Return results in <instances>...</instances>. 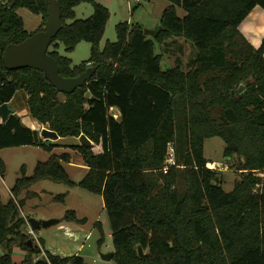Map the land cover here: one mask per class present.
<instances>
[{
  "label": "trees",
  "instance_id": "1",
  "mask_svg": "<svg viewBox=\"0 0 264 264\" xmlns=\"http://www.w3.org/2000/svg\"><path fill=\"white\" fill-rule=\"evenodd\" d=\"M83 1L94 5L86 19L74 10ZM170 1L153 38L141 23L123 21L117 24V40L101 48L109 8L97 0H59L63 27L49 53L65 77L94 68L85 84L67 93L58 91L43 70L8 69L3 61L8 45L44 29L50 0H0V105L23 89L30 114L42 125L60 137L84 133L100 146L95 151L71 145L89 166L79 182L63 163L71 161L66 152L39 160L32 174L21 166L10 200L4 202L0 193V264H16L15 247L25 252L20 264H88L78 254L45 251L44 239L36 243L25 230L26 199L19 197L43 180L103 196L118 264H264V177L259 175L264 174V38L256 48L239 30L255 6L264 8V0ZM22 7L40 14L42 26L27 30L18 13ZM178 8L186 14L180 16ZM172 37L190 40L198 49L188 71L161 66L156 44ZM82 40L92 48L80 64L58 51L61 43L73 50ZM214 136L224 140L226 158L239 159L242 176L231 191L208 167L205 140ZM170 144L175 163H168ZM22 145L52 152L59 144L24 125L17 113L0 120V149ZM6 172L0 156V179ZM67 195L53 199L63 202ZM62 220L86 223L88 218L68 209ZM96 226L102 243L104 224Z\"/></svg>",
  "mask_w": 264,
  "mask_h": 264
},
{
  "label": "rangeland",
  "instance_id": "2",
  "mask_svg": "<svg viewBox=\"0 0 264 264\" xmlns=\"http://www.w3.org/2000/svg\"><path fill=\"white\" fill-rule=\"evenodd\" d=\"M97 1L108 7L110 11V17L103 38L100 41L101 48H104L108 41L117 40V24L120 22L141 23L145 29H158L160 27L162 12L171 3L170 0ZM74 10L77 18L86 19L94 13V5L91 2L83 1L76 5ZM18 13L24 18L25 27L30 32L35 31L43 24L41 15L34 13L28 8L22 7L18 9ZM178 13L180 16H184L186 11L178 8ZM70 21L68 20V22ZM147 35L153 38L151 33ZM91 48V42L82 40L73 50H67L66 46L61 43L58 51L62 55L71 58L73 64H80L89 59ZM50 49L52 50L53 47L51 46ZM156 51L163 56L161 66L164 70L180 65L183 70L188 71L191 62L198 55V49L194 43L183 37H172L163 44L157 43ZM61 98L64 99L65 97L61 95ZM11 102V105L17 109L21 116L24 125L38 128L41 131L43 126L30 114L25 90H18ZM113 110L115 117H118L119 111ZM55 142L59 145L53 149L52 153L61 154L66 152L71 155V162L63 163L71 178L79 182L89 170L83 164L84 160L81 154L73 149L71 147L72 144H70L79 142V139L74 136H67ZM94 148L95 151L100 150V146L94 145ZM224 148L225 142L219 136L210 137L205 140V156L210 162L218 164L216 170L219 172V176L224 179L223 187L225 190L231 191L236 182L240 180L242 173L236 169L239 159L237 157L233 160L226 158L224 156ZM52 153L37 145L2 148L0 156L7 162L6 182L16 181V177L21 175L20 168L23 164L28 166V174H32L37 162L39 160H47ZM221 165H224L225 168L222 169ZM259 175L264 177L263 173H259ZM43 189H47V192H44ZM23 192H25V196L21 197L20 195L19 198H25L26 203L28 201V205L21 209V215L27 217V219L29 216L38 217L40 220L48 219L47 217L50 216L60 219L68 209H75L80 218H88L86 223L62 220L48 228L40 227L38 229L39 234L47 239L49 238V240H53V245L50 247L52 251L61 255H81L88 264H118L114 259L107 261L101 257V253L114 250L112 231L102 195L88 191L78 185L69 187L64 183H57L51 180L40 181ZM64 192H68L65 201L61 202L53 199L57 194ZM98 221L104 224L105 240L102 243H100V238L102 237L101 231L96 226ZM38 232L36 230L37 235ZM35 241L39 243L38 240L35 239ZM43 248L47 251L44 246ZM21 251L19 247H15L14 249L13 257L16 264H20L23 260L20 261L22 257ZM2 253H4V249L0 246V254Z\"/></svg>",
  "mask_w": 264,
  "mask_h": 264
},
{
  "label": "water",
  "instance_id": "3",
  "mask_svg": "<svg viewBox=\"0 0 264 264\" xmlns=\"http://www.w3.org/2000/svg\"><path fill=\"white\" fill-rule=\"evenodd\" d=\"M63 27L62 7L59 0H50L48 18L44 23V29L40 30L20 43H12L7 46L3 55V61L8 69H19L31 67L41 69L51 82L57 87L58 91L72 93L78 86L85 84L94 73V68L89 67L83 73L75 77H65L60 73V66L57 59L49 53V48L53 39L58 35ZM158 29H145L146 34H156ZM244 89L240 87L239 91ZM87 97H91V92L87 91ZM114 112V110H113ZM15 114L10 102L0 105V118L5 122L10 115ZM41 136L46 140H57L60 138L57 131L44 126L41 129ZM80 142L86 146L94 147L95 143L84 133L79 137ZM30 224L34 229L39 227L48 228L60 222L57 217L40 220L30 217ZM139 254L144 255L142 247H139ZM115 251L101 253L104 260L110 261L114 258Z\"/></svg>",
  "mask_w": 264,
  "mask_h": 264
},
{
  "label": "crops",
  "instance_id": "4",
  "mask_svg": "<svg viewBox=\"0 0 264 264\" xmlns=\"http://www.w3.org/2000/svg\"><path fill=\"white\" fill-rule=\"evenodd\" d=\"M170 4V3H169ZM168 4V5H169ZM167 5V6H168ZM41 21H42V16H41ZM239 30L241 31V33L246 37V39L256 48H259L262 44V41H263V38H264V8L261 7L260 5H257L253 8V10L248 14V16L241 22V24L239 25ZM190 69V68H188ZM10 104H12V102H10ZM14 110H15V113H18L17 109L11 105ZM115 110H117L116 108H114ZM20 116V115H19ZM1 120V118H0ZM2 121V120H1ZM42 125V124H41ZM44 127V125H42ZM41 127V126H40ZM38 129V128H36ZM41 129V128H40ZM62 137L59 138V140L61 139ZM75 138H78L79 137H75ZM58 139L57 140H54V141H59ZM77 143H81L80 142V139H79V142H75V143H70V144H77ZM1 150V149H0ZM52 153V152H50ZM53 154V153H52ZM51 154V155H52ZM57 154V153H56ZM50 155V156H51ZM2 157V156H1ZM3 158V157H2ZM84 160V159H83ZM5 161V159H4ZM64 162H71V161H64ZM84 162V161H83ZM7 163V162H6ZM84 164V163H83ZM7 165V164H6ZM65 165V164H64ZM85 165V164H84ZM86 167H88L89 169V166L85 165ZM28 167V166H27ZM28 171H29V168H27ZM89 171V170H88ZM87 171V172H88ZM87 172L84 174V176L87 174ZM6 176H7V172L5 173V175L3 177H1L0 179V193L2 195V199L4 202H8L10 200V198L13 196L12 192H11V188L12 186L14 185L15 181L13 182H6ZM83 176V177H84ZM19 177V176H18ZM17 179V177H16ZM15 179V180H16ZM44 192H47V189H43ZM25 196V192H23L21 194V197H24ZM28 205V201L26 203V205L24 207H26ZM105 206V204H104ZM51 217H54V216H50V217H47V218H51ZM60 217V216H58ZM37 219H39L38 217H36ZM26 231H27V226L25 227ZM38 232V230H37ZM38 235L44 239L45 241V244H44V247L46 248L47 251H50L54 254H57V255H60V256H69V255H61L57 252H54L51 250V246L53 245V240H49V238H45L44 236H42L41 234H39L38 232ZM37 235V236H38ZM38 236V237H39ZM22 253V257L20 259V261L22 259H24V256H25V253L23 251H21Z\"/></svg>",
  "mask_w": 264,
  "mask_h": 264
},
{
  "label": "built area",
  "instance_id": "5",
  "mask_svg": "<svg viewBox=\"0 0 264 264\" xmlns=\"http://www.w3.org/2000/svg\"><path fill=\"white\" fill-rule=\"evenodd\" d=\"M140 1V0H137ZM168 163H175L174 161V149L172 147V144H170V149H169V158H168ZM208 167L211 169H216L218 167V164L216 162H209ZM167 168V167H166ZM221 168L224 169V165H221ZM27 233L34 237L36 240H38V236L36 233V230L32 227V225L29 222V219H27Z\"/></svg>",
  "mask_w": 264,
  "mask_h": 264
}]
</instances>
